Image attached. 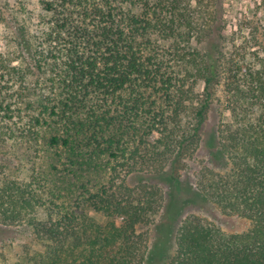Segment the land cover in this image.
<instances>
[{"label":"trees","instance_id":"trees-1","mask_svg":"<svg viewBox=\"0 0 264 264\" xmlns=\"http://www.w3.org/2000/svg\"><path fill=\"white\" fill-rule=\"evenodd\" d=\"M216 3L36 0L34 30L16 25L17 71L56 70L54 105L42 100L46 114L30 119H46V145L63 150L60 175L49 164L47 180L67 204L43 211L29 184L0 178V231L39 246L11 264H264V56L246 40L221 50ZM218 87L231 122L207 134ZM201 145L209 162L183 176ZM103 161L106 181L87 188L82 177L98 182ZM172 181L186 187L177 205ZM201 203L250 227L225 232L185 212Z\"/></svg>","mask_w":264,"mask_h":264},{"label":"rangeland","instance_id":"rangeland-1","mask_svg":"<svg viewBox=\"0 0 264 264\" xmlns=\"http://www.w3.org/2000/svg\"><path fill=\"white\" fill-rule=\"evenodd\" d=\"M215 22L213 32L222 38L221 50L229 53L240 43L246 44L253 52L264 56V0H217L215 5ZM36 0H0V178L14 177L26 182L37 193L42 202V209L52 204L55 208H63L67 204V193L60 192L53 195L49 189L47 172L50 169L60 175L63 150L59 147H48L46 140L49 137V127L46 119L31 125V119L36 114H46L42 100L45 104L54 105L51 92L54 93L50 82V72L56 70L47 67L38 72L35 68H27L19 64L18 56L14 53V32L18 24L26 25L34 30L36 18ZM199 48L203 43H195ZM238 47V46H237ZM12 66H16L15 69ZM20 73V74H19ZM216 89L213 108L206 120V133L217 127H224L231 122L226 96L222 88ZM208 149L201 145L191 157L189 162L181 169L183 176L193 178L198 168L204 162H209ZM110 162H116L111 160ZM191 162V163H190ZM100 179L94 181L84 174L82 183L87 188L96 187V184L107 179L106 162H101ZM94 171V172H96ZM81 186V185H80ZM85 186V185H84ZM174 197L172 202L177 205L184 198L186 187L182 183L172 181L171 186ZM82 188V186H81ZM69 202V198H68ZM187 213H196L209 221L218 224L225 232H241L250 227V221L226 214L218 206L210 203L189 205L185 208ZM90 214L102 221L100 213L90 211ZM178 220V219H177ZM30 235L19 233L11 235L9 231H0V264H11L24 260V246L39 249L36 240ZM173 251V243L167 247L160 257H167ZM160 260V259H159ZM162 260L158 262L161 264Z\"/></svg>","mask_w":264,"mask_h":264}]
</instances>
